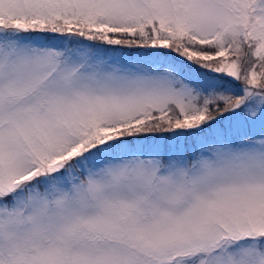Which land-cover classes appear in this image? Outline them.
<instances>
[{
    "label": "snow or ice",
    "instance_id": "1",
    "mask_svg": "<svg viewBox=\"0 0 264 264\" xmlns=\"http://www.w3.org/2000/svg\"><path fill=\"white\" fill-rule=\"evenodd\" d=\"M0 264H264V0H0Z\"/></svg>",
    "mask_w": 264,
    "mask_h": 264
}]
</instances>
